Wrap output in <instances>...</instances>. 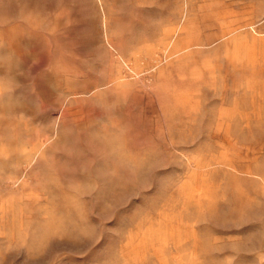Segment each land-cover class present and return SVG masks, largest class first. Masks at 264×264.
Returning a JSON list of instances; mask_svg holds the SVG:
<instances>
[{
  "label": "rangeland",
  "instance_id": "1",
  "mask_svg": "<svg viewBox=\"0 0 264 264\" xmlns=\"http://www.w3.org/2000/svg\"><path fill=\"white\" fill-rule=\"evenodd\" d=\"M0 264H264V0H0Z\"/></svg>",
  "mask_w": 264,
  "mask_h": 264
}]
</instances>
